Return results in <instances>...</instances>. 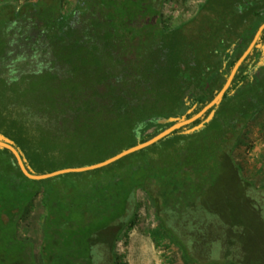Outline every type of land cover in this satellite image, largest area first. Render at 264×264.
Instances as JSON below:
<instances>
[{
  "label": "trees",
  "instance_id": "1",
  "mask_svg": "<svg viewBox=\"0 0 264 264\" xmlns=\"http://www.w3.org/2000/svg\"><path fill=\"white\" fill-rule=\"evenodd\" d=\"M118 1L77 0L66 12L61 0H0V135L36 174L104 162L193 118L264 24V0H206L172 27L161 21L165 0H144L148 9L129 18ZM262 113L256 46L216 106L106 167L36 181L0 148V264H127L117 244L137 223L140 193L160 225L153 235L178 245L187 264H264V202L233 156ZM114 134L129 140L108 150ZM241 198L240 215L224 213ZM98 214L110 219L95 224ZM22 223L40 230V259Z\"/></svg>",
  "mask_w": 264,
  "mask_h": 264
},
{
  "label": "rangeland",
  "instance_id": "2",
  "mask_svg": "<svg viewBox=\"0 0 264 264\" xmlns=\"http://www.w3.org/2000/svg\"><path fill=\"white\" fill-rule=\"evenodd\" d=\"M25 0H19V5H21ZM37 1V0H32ZM63 9L69 12L77 4V0H61ZM206 0H165L162 4V23L165 26H179L191 20L201 9ZM138 5H137V4ZM118 4L122 6L125 13H128L127 17L133 16L140 13V10H147L149 4L144 2V0H119ZM143 7H141V6ZM141 7V8H140ZM97 137H90V142L97 141ZM129 140V134L116 137L114 134L113 140L107 145L108 150L112 148H121ZM75 146L78 143L72 142ZM84 153L85 159H90L94 157L90 156L94 151ZM105 150L101 151L97 155H101ZM96 155V152H94ZM87 156V157H86ZM233 156L237 163L241 167L243 172L242 177L251 183V188L253 190L254 197L258 200L264 202V200L259 197H264V113L258 116L254 122L245 130L238 145L233 152ZM69 183V182H68ZM66 184V183H65ZM243 188H249L246 183H243ZM250 188V189H251ZM242 197V196H240ZM139 201L142 206L139 210V217L137 223L133 230H131L126 237L122 238L117 244L118 254L127 262V264H187L185 258L183 257L182 249L174 244L168 237H160L153 235L157 228L160 227L159 222L155 216V210L152 206L151 200H148L146 195L140 193ZM234 208L231 210L228 205H224L223 210L225 214L235 212L240 215L242 210H244L245 202L241 198L240 200H234ZM72 203V202H71ZM256 208L258 209V205ZM105 204L97 203L95 210L103 211ZM74 210H77L75 207ZM34 218L41 222L44 215L43 211L39 208L33 210ZM110 219V215L98 214L95 224H106ZM184 233L187 234L186 228L183 227ZM21 232L23 235L28 237V239H35L38 243L37 246V256L39 258V253L41 250L42 235L40 230L28 229L27 223L21 224ZM186 237V236H185ZM102 249H99L101 251ZM105 260V259H104ZM40 261V260H39Z\"/></svg>",
  "mask_w": 264,
  "mask_h": 264
},
{
  "label": "water",
  "instance_id": "3",
  "mask_svg": "<svg viewBox=\"0 0 264 264\" xmlns=\"http://www.w3.org/2000/svg\"><path fill=\"white\" fill-rule=\"evenodd\" d=\"M263 31H264V24L258 29V32H257L254 40L252 41V43L250 44V46L248 47L246 52L242 55V57L235 64L225 86L217 94V96L199 114H197L196 116H194L191 119L183 120V121L175 123L174 125H172L168 129H166L165 131L161 132L159 135L155 136L154 138L148 140L147 142L139 144V145H137L133 148H130L128 150H125V151L119 153L118 155H116V156H114V157H112V158H110L104 162H101V163H98L95 165H91V166L62 169V170H58V171H55L52 173L40 175V174H36L34 171H32L30 168H28V166L26 164V160L22 157L21 152L14 146L13 142L10 139H7L2 135H0V148H5V149L10 150L14 154V156L16 157L17 162H18L22 172L24 173V175L26 177H28L29 179L36 180V181L47 180V179L55 178V177H58L60 175H64V174H68V173L87 172V171L106 167V166H108V165L130 155V154H133L137 151H140V150L145 149L149 146H152L153 144H155L158 141H160L161 139L165 138L166 136H168L169 134H171L175 130H178L182 127L188 126L190 123H192L196 119L202 117L207 111H209L211 108L216 106L222 100V98L224 97V95L228 91V89L231 87L233 79L235 78V75L238 72L240 66L243 64V62L246 60V58L250 54H252L254 48L257 46V47H263V49H264V45L262 46L258 43L259 38H260ZM213 117H214V113H211L203 122H201L195 128L191 129L189 132H193V131H197V130L202 129L206 123H209L213 119ZM172 121H173V119H172Z\"/></svg>",
  "mask_w": 264,
  "mask_h": 264
}]
</instances>
